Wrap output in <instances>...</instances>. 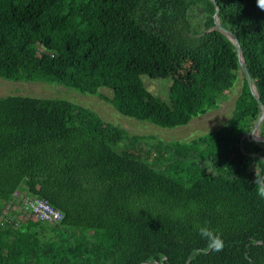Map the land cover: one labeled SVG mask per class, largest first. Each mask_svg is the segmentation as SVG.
<instances>
[{
    "label": "trees",
    "instance_id": "obj_1",
    "mask_svg": "<svg viewBox=\"0 0 264 264\" xmlns=\"http://www.w3.org/2000/svg\"><path fill=\"white\" fill-rule=\"evenodd\" d=\"M216 5L264 105V0H0V78L56 82L123 116L186 126L242 71L214 28ZM144 76L171 81L166 100ZM262 104L243 74L223 129L164 144L66 99L0 97V215L17 191L64 215L17 224L16 203L0 264H264V142L248 136Z\"/></svg>",
    "mask_w": 264,
    "mask_h": 264
},
{
    "label": "rangeland",
    "instance_id": "obj_2",
    "mask_svg": "<svg viewBox=\"0 0 264 264\" xmlns=\"http://www.w3.org/2000/svg\"><path fill=\"white\" fill-rule=\"evenodd\" d=\"M146 87L155 95L166 100L171 81L154 80L143 77ZM243 87V74L237 71V81L233 88L223 91L225 99L220 106L208 113L194 118L188 125L176 128H162L150 122H142L121 115L114 106L90 94H81L74 89L56 82H15L0 78V97L9 95L31 96L39 98H58L69 100L79 106L94 110L103 120L124 128L131 136L153 137L164 144L186 143L209 132L223 129L234 110L236 100ZM107 94V93H106ZM22 217L19 219L21 222Z\"/></svg>",
    "mask_w": 264,
    "mask_h": 264
},
{
    "label": "built area",
    "instance_id": "obj_3",
    "mask_svg": "<svg viewBox=\"0 0 264 264\" xmlns=\"http://www.w3.org/2000/svg\"><path fill=\"white\" fill-rule=\"evenodd\" d=\"M16 203H21L22 212L25 215L17 208ZM14 213H21L22 220L25 217L33 222L60 223L64 219L63 213L53 207L48 200L31 197L23 191L15 192L12 199L6 204L3 214L0 215V225L6 224L7 214L12 215ZM16 223L20 224L19 219L16 220Z\"/></svg>",
    "mask_w": 264,
    "mask_h": 264
},
{
    "label": "water",
    "instance_id": "obj_4",
    "mask_svg": "<svg viewBox=\"0 0 264 264\" xmlns=\"http://www.w3.org/2000/svg\"><path fill=\"white\" fill-rule=\"evenodd\" d=\"M216 8H217V11H216V14H215L216 25H215L214 28L222 31L235 44V46L237 48V51H238V58H239V61H240V64H241L242 72H243V74L245 75V77L248 80L251 92L256 97V99L262 104V101H260V97H259V94L257 92L256 86L253 84L252 79H251V77L249 75V72H248V69H247V66H246V61L244 59V55H243L242 50H241L240 42H239L237 37L232 32L224 29L220 25L219 18H218V15H217L218 11H219V5H216ZM262 109H263L262 117L258 121V123H257L256 127L254 128L253 132L250 135H248V136L251 137L252 140H255V141H258V142H264V138H262L261 135H260V126H261V124L263 122V119H264V105L263 104H262Z\"/></svg>",
    "mask_w": 264,
    "mask_h": 264
},
{
    "label": "clouds",
    "instance_id": "obj_5",
    "mask_svg": "<svg viewBox=\"0 0 264 264\" xmlns=\"http://www.w3.org/2000/svg\"><path fill=\"white\" fill-rule=\"evenodd\" d=\"M199 235L209 241V246L215 251H220L223 247V242L219 236H213L210 229L207 227H201L198 229Z\"/></svg>",
    "mask_w": 264,
    "mask_h": 264
},
{
    "label": "bare ground",
    "instance_id": "obj_6",
    "mask_svg": "<svg viewBox=\"0 0 264 264\" xmlns=\"http://www.w3.org/2000/svg\"><path fill=\"white\" fill-rule=\"evenodd\" d=\"M46 20V19H45ZM143 22V21H142ZM2 40V39H1ZM63 41V40H62ZM143 42V41H142ZM99 46V45H98ZM128 52V51H127ZM168 53V52H167ZM129 58V57H128ZM127 59V58H126ZM128 60V59H127ZM131 61V60H130ZM129 61V62H130ZM159 62V61H158ZM158 64V63H157ZM126 65V64H125ZM122 66V65H121ZM201 68V67H200ZM105 69V68H104ZM108 70V69H107ZM145 70V69H144ZM105 72V71H104ZM124 72V71H123ZM112 75V74H111ZM137 78V77H136ZM117 79V78H116ZM188 79V78H187ZM128 81V80H127ZM131 83V82H130ZM140 84V83H139ZM177 84V83H176ZM118 85V84H117ZM178 86V85H177ZM193 86V85H192ZM114 87V86H113ZM138 87V86H137ZM89 88V87H88ZM178 88V87H177ZM182 88V87H181ZM194 88V87H193ZM137 89V88H136ZM190 90V89H189ZM82 94V93H81ZM16 120V119H15ZM32 121V120H31ZM36 122V121H35ZM29 135V134H28Z\"/></svg>",
    "mask_w": 264,
    "mask_h": 264
}]
</instances>
